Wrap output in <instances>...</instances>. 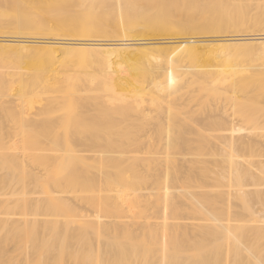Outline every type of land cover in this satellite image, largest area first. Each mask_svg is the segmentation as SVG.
I'll return each instance as SVG.
<instances>
[{
  "label": "bare ground",
  "instance_id": "bare-ground-1",
  "mask_svg": "<svg viewBox=\"0 0 264 264\" xmlns=\"http://www.w3.org/2000/svg\"><path fill=\"white\" fill-rule=\"evenodd\" d=\"M239 1L0 0V16L43 13L0 29V264H153L152 252L161 264H245L251 244L249 264H264V70L250 66L264 64V12L238 14ZM74 62L101 70L54 66ZM48 91L27 116L9 108ZM140 154L159 171L154 187L141 186Z\"/></svg>",
  "mask_w": 264,
  "mask_h": 264
},
{
  "label": "rangeland",
  "instance_id": "rangeland-1",
  "mask_svg": "<svg viewBox=\"0 0 264 264\" xmlns=\"http://www.w3.org/2000/svg\"><path fill=\"white\" fill-rule=\"evenodd\" d=\"M237 3L242 4V5L244 4V5L243 6L240 5V9L238 10V7H236V4L234 5V3H233V6H235V7L232 6L233 8L231 7L233 9V14L236 13V12H234V9L238 10V14H242L243 12H245L246 14L247 13L248 14H253V12H255V11H257V12L259 11V13L264 12V0H242L241 3H240V1L237 2ZM237 6H238V4H237ZM13 7L15 8V6H12V10H13ZM223 10L220 11V13H218V15L221 18H224L225 19L223 22H227L229 20H226V18L228 16H232V13H230V12H232V10L229 9V8H226V9H223ZM12 12L14 14H9V15L4 14V15H1L0 16V29L6 31L7 28H8V24L10 23V21H12L13 19H15L13 16H15L16 18L22 20L23 19L22 18L23 17L22 15H24V14H25V16L28 15L27 14L28 13V10L25 9V12H24V9H22V7L21 8H18V12L16 13L17 15L15 14V11H12ZM57 15H60V17L57 16L60 19H62L63 17L66 16V15H64V13H58ZM236 15L237 14H234L233 17H235ZM28 16L31 17V18H33V19H35L36 21H38V20L40 21V19L43 16V13L41 12V10H39L37 8L36 9L33 8L32 11H31V13H30V15H28ZM171 20H173V21H171ZM174 20L175 19H173V17H169V18L165 19V21H166L165 22V25L166 26L169 25V27H171V26L172 27H176L175 25H178V24L175 23ZM98 22H100L99 23V26L101 28H103V29H106L108 27L109 28H115V27H113L111 20L108 19L105 16H103V18L98 19ZM248 22H250V21H248ZM193 23H196V22L194 21ZM183 26H181V27H183L184 30L189 31L190 30V27L192 26V23L189 24V21H188V23L187 24L186 23L183 24ZM260 63H262V62L260 60H258L256 62L252 63L250 66H252L253 69H260L262 71V70H264V64H260ZM54 66L56 67L57 70H60L61 72H63L66 69H77L78 72H81V71L84 70V68L86 69L88 67H92L94 69L97 68L98 70H101V66L100 65H97L96 63H93V62H91V63L88 62L87 65H86V67H85L84 63H82V62L67 63L65 65H63V64L62 65H59L58 63H55ZM81 75L84 76V74H81ZM84 79H86V78H84ZM43 96H44V99L33 102L31 107H26L25 108V107H23V105H21V103H19V104H15L14 106L9 107V108L12 111V113H17V112H19L21 110H26L22 115L27 116L29 111H32V110L36 109L37 107H40L43 103L52 100L54 97L56 98L57 92H55V91H48ZM88 101L93 102V101H95V99H90ZM64 106L66 108H72V103H65ZM232 106L236 110H237V108L241 107V105H232ZM95 113H96V110L95 109L88 111V114L90 115V118H93V119H89L90 121H93V122L96 121L94 119V114ZM4 116H5L4 114L1 115L0 125L2 123H6L7 124V120L2 119V117H4ZM40 118L45 119V120H49V119L52 118L53 120H55L57 118V115H52V117H51L48 114H43V115L40 116ZM106 134H109L108 135V138L109 139L113 138L114 140H119L117 138H118V134H120V132L114 133L112 135L111 134V131H106ZM153 136H155V135H153ZM141 139L142 140H147L146 137H144V136H142ZM157 139H158V137L156 135L155 136V142L157 141ZM113 142L114 143H118L120 141H113ZM178 150H179V146L177 148H175L174 150H172V151L175 154ZM96 151H98V150H96ZM157 152H159V151H157ZM101 156L102 155H99L98 158H100ZM123 158H124V156H119V158H117V160L122 161ZM217 159H219V157ZM127 162H128L127 160L121 162V165H120V167L122 168L121 170H123V171H128L129 170V169L126 168L128 166ZM133 164H136L137 168H139L141 170V172H143V173L146 172V174H144L142 176L144 178V181L141 182L142 188L143 189H146L147 186L151 185L152 183H153V187H154L155 184H156V178H157V174L159 173V171L153 166V163L151 162V160L149 159V157L146 156V155H142V154H140L138 157L134 156L133 157ZM182 164H183V161H181L180 159H177L176 164H175V168L176 167L177 168H181V165ZM148 174L149 175L152 174L153 177H151V176L149 177ZM220 187H221V184L210 183L205 189L207 191H211L213 189H217V188H220ZM147 208H148V213L150 214V217L155 218L156 217V214L159 212V209L157 208V205H156V201L154 202V204H152L151 207H148L147 206ZM240 211H241V213L243 215H245L247 213L244 209H240ZM166 213H167L168 218H169V220H167L166 223H168L169 225L167 226L166 223H165L166 228L163 229L161 232L163 233L164 237L172 238V235L173 234L178 235L177 232L179 233L180 229H178L177 232H176V230H174L171 233V229L173 227V221H172L171 217L169 216L168 212H166ZM179 213H180V217L182 218L181 225L184 226L185 228L188 227L190 225V223L192 222V218L190 216H193V215H191L190 210L189 209H181ZM245 230H246L245 232H249L251 230V228L246 227ZM120 239H123V238L121 237ZM244 240H245V238H244ZM223 242L226 243V249L230 247L228 245V243L230 242V239H226ZM260 243H261V246L260 247L262 248L264 246V240L261 239L258 242V244H260ZM247 244H249V243H247ZM252 246H253L252 244L251 245H248V246H246V248H244L242 250L241 260H243V262L245 264H249V262H248L247 249L248 248H251ZM151 254L152 255L149 254L151 257L149 255L148 256L150 257V259L155 258V262L153 264H161L162 263V261H161V255H160L159 252H152ZM137 256L139 257V259L137 261L138 263L144 261V257H145L144 254H138ZM175 261L178 263L181 260H180V258H177ZM218 261H220V260H218Z\"/></svg>",
  "mask_w": 264,
  "mask_h": 264
}]
</instances>
